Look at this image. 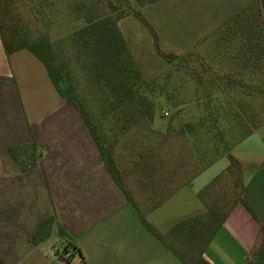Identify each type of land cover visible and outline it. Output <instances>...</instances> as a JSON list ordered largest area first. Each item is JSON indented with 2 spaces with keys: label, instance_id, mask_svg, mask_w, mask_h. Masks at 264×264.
<instances>
[{
  "label": "crops",
  "instance_id": "0c3cea01",
  "mask_svg": "<svg viewBox=\"0 0 264 264\" xmlns=\"http://www.w3.org/2000/svg\"><path fill=\"white\" fill-rule=\"evenodd\" d=\"M262 19L264 26V7ZM256 133L231 147L241 184L233 188L229 178L226 186L240 190L243 201L232 205L206 246L203 257L210 264L253 262L264 241V161L247 157L264 156L263 137ZM27 143H34L38 156L21 171L8 148ZM173 143L121 159L123 190L79 110L58 94L42 62L27 49L5 53L0 39V257L4 264H185L145 226L141 214L148 223V215L164 212L161 221L174 219V223L203 211L200 199L202 208L194 209V199L217 174L203 180L204 170L193 174L189 140L171 148ZM49 216L53 217L49 236L33 243L35 226ZM58 229L70 239L61 237Z\"/></svg>",
  "mask_w": 264,
  "mask_h": 264
},
{
  "label": "trees",
  "instance_id": "16d2710c",
  "mask_svg": "<svg viewBox=\"0 0 264 264\" xmlns=\"http://www.w3.org/2000/svg\"><path fill=\"white\" fill-rule=\"evenodd\" d=\"M153 1L0 0L1 43L7 54L27 49L42 62L58 94L79 110L123 190L114 161V145L118 135L125 137V133L127 136L122 142L128 145L121 146L119 154L126 157L163 150L166 144L177 139L180 142L176 143L181 146L188 139L193 174L206 160V151H214L215 155L226 153L229 164L225 171L234 188L241 184L240 166L228 150L239 137L264 125V0L245 5L218 26L210 42H200L197 49L185 55L165 54L156 43L169 68L163 77L144 80L119 30L118 20L129 13L144 20L131 3L143 6ZM60 12L73 24L78 20L81 24L50 41L43 27L49 24V16L51 23ZM26 16L36 30L28 27ZM172 77L180 84L192 85L188 90L189 101H178L179 96H171L167 87ZM161 97L175 106L176 115L185 110L182 107L190 109V106L198 115L189 116L192 122L186 120L179 128L171 129L169 124L166 130L156 129L154 108ZM92 106H97V112ZM103 119L117 124L118 133H113L111 140L104 131ZM8 151L21 171L38 156L34 143L12 145ZM227 188L221 177L215 176L198 192L203 211L177 219L164 234L147 223L142 214L141 218L185 264H210L203 257L206 246L232 205L237 200L243 201L240 190ZM52 223V216L39 221L32 242L48 237ZM58 234L70 239L62 229H58ZM71 245L80 252L77 246ZM64 249L61 254L65 253ZM0 264H4L1 257ZM248 264H264V241L256 252V259Z\"/></svg>",
  "mask_w": 264,
  "mask_h": 264
},
{
  "label": "rangeland",
  "instance_id": "374dc122",
  "mask_svg": "<svg viewBox=\"0 0 264 264\" xmlns=\"http://www.w3.org/2000/svg\"><path fill=\"white\" fill-rule=\"evenodd\" d=\"M247 1L248 0H155L143 6H137L132 2L131 6L141 13L145 21L134 13H129L118 20V27L141 73V77L144 80H149L153 77L165 76L169 68L168 60L158 51L156 43L161 52L165 54H174L177 56L185 55L197 49L200 42H210L211 34L218 26L228 19V17L239 11L247 4ZM26 18L28 19V21H26L28 27L32 31L36 30L37 28L34 23L30 21L28 16H26ZM50 20L49 16V24L46 25L45 23L43 27L48 33L50 41L64 35L70 29L81 24L80 20L77 21L78 23L74 21L73 24V21L61 12L55 14L51 23ZM189 88H193L191 84L185 82H181L180 84L179 81H173L172 77V80L168 82L167 90L170 92L171 96H179L178 101H189ZM182 108L185 110L176 115L177 109L175 106L167 103L163 97L159 98L154 108L153 126L160 130H166L169 124L171 129L179 128L186 120L192 122L189 116L196 117L198 115L197 111L192 109V106H190V109L185 107ZM97 109V106H92V110L95 112H97ZM94 116H96L95 113ZM103 121L104 131L107 132L108 140H111V138H113V133H118L116 129L117 124H113L109 121L106 122L105 119H103ZM221 125H225V122L221 121ZM167 131L171 132L169 129H167ZM254 131L257 132L255 136L259 137L260 134L262 135L264 142V125ZM124 135L125 137L127 136L126 133ZM118 136L119 140L114 145V161L117 168L119 167L118 165L121 164L120 160H125L126 157L125 155L119 154L120 148L121 146L128 145V143L122 142L125 138L123 135ZM246 136L239 137L231 147H235L238 143L241 144ZM175 137L177 136L175 135ZM176 142H180V140L177 139ZM177 145V143H173L171 144V148H175ZM231 147L228 150L229 153L233 150H231ZM256 151H259V149H256ZM213 152L214 151L208 150V152L206 151L205 153L206 160L204 159L200 168L205 172L201 178L203 180L205 177L211 178L217 174L221 177V180L227 184L230 175L225 169L222 170V168H220L221 166L224 167L229 164L227 154L221 153L215 155ZM120 156L122 158L118 159ZM247 157H249V159L254 157V160L257 162L264 161V156L261 154L257 156L250 154ZM197 184H199V179ZM194 200H196L194 209L200 210L202 204L198 196H196ZM158 212L159 213H155L154 215H148L146 220L159 232L166 233L174 219L168 221V223L167 221L163 222L161 218L164 212Z\"/></svg>",
  "mask_w": 264,
  "mask_h": 264
}]
</instances>
